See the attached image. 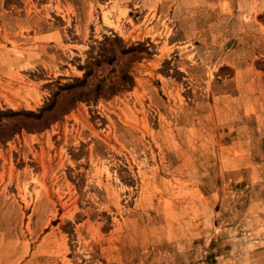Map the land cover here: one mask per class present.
Listing matches in <instances>:
<instances>
[{
	"label": "rangeland",
	"instance_id": "374dc122",
	"mask_svg": "<svg viewBox=\"0 0 264 264\" xmlns=\"http://www.w3.org/2000/svg\"><path fill=\"white\" fill-rule=\"evenodd\" d=\"M0 264H264V0H0Z\"/></svg>",
	"mask_w": 264,
	"mask_h": 264
}]
</instances>
